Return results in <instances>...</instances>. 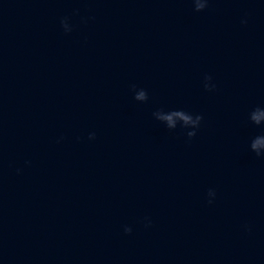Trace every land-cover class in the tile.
I'll return each instance as SVG.
<instances>
[{
    "label": "water",
    "instance_id": "95a60500",
    "mask_svg": "<svg viewBox=\"0 0 264 264\" xmlns=\"http://www.w3.org/2000/svg\"><path fill=\"white\" fill-rule=\"evenodd\" d=\"M0 264H264V0H0Z\"/></svg>",
    "mask_w": 264,
    "mask_h": 264
}]
</instances>
